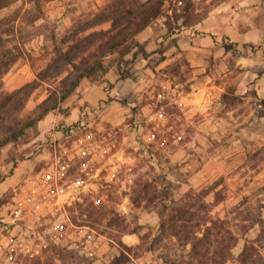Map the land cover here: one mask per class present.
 <instances>
[{"label": "rangeland", "instance_id": "obj_1", "mask_svg": "<svg viewBox=\"0 0 264 264\" xmlns=\"http://www.w3.org/2000/svg\"><path fill=\"white\" fill-rule=\"evenodd\" d=\"M114 1L0 8V102L26 82L37 86L21 108L0 104V137L73 69L41 80L57 46L108 28L110 20L90 24ZM190 2L185 10L187 0H165L136 34L148 57H132L136 46L104 57L38 122L36 137L1 149L0 182L10 169L19 174L0 194V264H161L164 253L183 255L189 243L158 232L163 191L171 206L203 203L201 215L223 220L219 234L236 236L226 264H237L246 244L264 264V0ZM77 120L80 128L66 130ZM137 182L150 184L155 201H132ZM84 198L103 204L102 224L73 220L91 214L77 203ZM112 207L123 223H108Z\"/></svg>", "mask_w": 264, "mask_h": 264}, {"label": "trees", "instance_id": "obj_2", "mask_svg": "<svg viewBox=\"0 0 264 264\" xmlns=\"http://www.w3.org/2000/svg\"><path fill=\"white\" fill-rule=\"evenodd\" d=\"M7 1L0 0V8ZM164 1L115 0L110 6L106 7L109 10L108 13L99 15V19L90 24V27H92L98 23L110 20L111 25L108 28L95 30L83 37L75 38L74 43L67 50H61L57 46V51L54 57L51 58L49 65L39 73L41 80L51 74L56 76L62 74L61 66L63 65L71 64L73 69L61 76L62 78L57 88H48L49 93L37 104L35 114L28 116L24 121L12 127L0 137V151L7 145L26 143L36 137L39 134L38 122L48 112L60 107V102L76 91L83 77L94 73L97 68L101 67V61L104 57H108L115 51H118L119 56L122 57L126 52L122 49L125 46H130V48L137 47L132 52V57L134 58L138 56L148 57L149 52L143 43L136 38V34L161 14ZM190 3V0H187L185 10L189 8ZM177 18H181L182 22H185L186 16L180 14ZM159 50L163 51L164 49L161 48ZM52 65L57 68L54 74L49 72V68ZM106 81L109 82L110 80ZM35 82L36 80L26 82L21 87L4 95L0 102L1 107L9 108L11 105L15 108H21L30 97L34 88L37 87ZM80 127L79 120H77L72 126H68L66 130L68 129L73 133ZM12 173L13 169H10L8 174ZM137 184L132 187V201L136 204L140 203L142 198L147 199L149 202L155 201L158 193L156 191L153 194L150 192V184L148 182H137ZM168 197V191H163L162 196L156 202L159 215L158 232L168 238H175L184 246L189 243L190 248L185 254L179 256L164 253L161 264H226L231 255V248L235 244L236 236L229 228L225 229L224 233L219 234V226L223 223V220L219 217L201 215L198 209L205 207L203 203H200L193 210L189 208L193 201H181V203H175V205L171 206V203L167 200ZM77 203L84 210L89 211V214L91 212L88 218H82L80 221L75 220L76 218L73 216V220L78 225L88 224L92 226L95 223L98 225L102 224L105 216L99 213V209L102 208L103 204L87 198H84L83 202L77 201ZM94 212L97 213V216ZM108 212L110 213L109 224L115 222L123 223V218L117 213L115 214L113 207L108 209ZM90 217H93V220ZM208 222L210 223L208 224ZM120 231H126L125 226ZM116 241L127 247L120 236H118ZM252 249V245L246 244L237 256V264H258L252 258ZM109 264H119V259L115 258Z\"/></svg>", "mask_w": 264, "mask_h": 264}, {"label": "crops", "instance_id": "obj_3", "mask_svg": "<svg viewBox=\"0 0 264 264\" xmlns=\"http://www.w3.org/2000/svg\"><path fill=\"white\" fill-rule=\"evenodd\" d=\"M139 35H137L136 37H138ZM19 174V171L17 169H15V171L9 175L6 176L1 182H0V194L3 193L9 186L12 185V183L15 180V176ZM129 236L131 238H133V236L131 234H129Z\"/></svg>", "mask_w": 264, "mask_h": 264}]
</instances>
